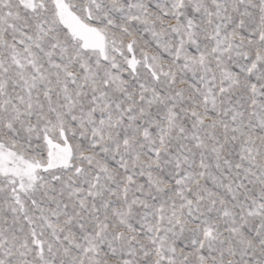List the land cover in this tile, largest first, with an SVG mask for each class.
<instances>
[{
    "label": "snow or ice",
    "instance_id": "1",
    "mask_svg": "<svg viewBox=\"0 0 264 264\" xmlns=\"http://www.w3.org/2000/svg\"><path fill=\"white\" fill-rule=\"evenodd\" d=\"M0 264H264V0H0Z\"/></svg>",
    "mask_w": 264,
    "mask_h": 264
}]
</instances>
